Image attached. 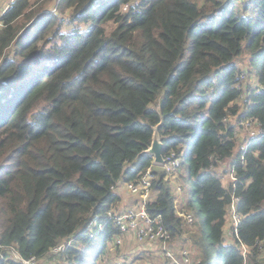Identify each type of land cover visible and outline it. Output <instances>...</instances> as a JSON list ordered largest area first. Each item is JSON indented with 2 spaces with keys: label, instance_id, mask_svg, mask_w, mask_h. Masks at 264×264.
<instances>
[{
  "label": "trees",
  "instance_id": "trees-1",
  "mask_svg": "<svg viewBox=\"0 0 264 264\" xmlns=\"http://www.w3.org/2000/svg\"><path fill=\"white\" fill-rule=\"evenodd\" d=\"M39 2L12 0L0 15V264L60 243V264H102L120 233L106 217L116 186L152 167L154 137L190 183L192 264H264V0H58L71 7L66 31L32 11ZM244 52L259 92L239 84ZM230 115L262 130L242 162ZM225 160L245 255L223 240L230 187L215 169ZM160 166L145 206L172 240L185 220Z\"/></svg>",
  "mask_w": 264,
  "mask_h": 264
},
{
  "label": "built area",
  "instance_id": "built-area-1",
  "mask_svg": "<svg viewBox=\"0 0 264 264\" xmlns=\"http://www.w3.org/2000/svg\"><path fill=\"white\" fill-rule=\"evenodd\" d=\"M248 77L249 75L244 71L239 73L240 86L244 85V81L247 80ZM251 88L256 92H259L263 87L257 81H255L254 84H252ZM241 124L243 125V129L247 132V134L243 139L239 140L236 143L234 154L240 155V159L242 162L244 159V154L249 145V140L253 137L261 135L262 130L258 126L255 118H248ZM237 129H239V127H237ZM161 165L162 168L165 170L167 176H169L171 172L175 169V167L178 165V160L174 158H167L164 163L166 168L164 167L163 162ZM223 175H225L228 179L226 184H224L222 180L223 186L227 189L230 187V202L228 204V211L226 215L228 216L230 235L234 244L238 246L242 254L245 255L248 249L247 246L243 243H239L236 240L237 227L241 219V214L237 210V203L239 201V195L236 193L238 176L236 175L233 168L230 169L228 172H225ZM153 176L154 174L152 173L151 168L147 167L143 172L140 173V175L136 179L124 182L126 188L131 193H135L140 197V202L139 204L129 206L124 210H116L112 207L107 211L106 217L109 223L117 227L120 232L118 235H116L115 239L119 241L123 234L132 233L137 240L149 243H158L164 258L170 263L192 264L193 259L190 257L189 250L187 248H182L179 251L172 250L173 248L170 246L171 234L166 228H164L161 216H152L146 209V201L152 198L153 195V192L151 190ZM182 212L183 211L179 212V215L187 223H192L194 219V217L192 218L191 216L192 214H188L186 219L183 216ZM93 226H97L98 229H102L104 225L102 223L93 222L92 228ZM90 235H93V232H90ZM64 246L65 243L57 244L50 249L49 253H60L63 250ZM13 254L18 260H21L24 264H36L38 260L34 256H30L27 259H22L16 252H14Z\"/></svg>",
  "mask_w": 264,
  "mask_h": 264
},
{
  "label": "rangeland",
  "instance_id": "rangeland-1",
  "mask_svg": "<svg viewBox=\"0 0 264 264\" xmlns=\"http://www.w3.org/2000/svg\"><path fill=\"white\" fill-rule=\"evenodd\" d=\"M11 1L12 0H0V15L5 10V8L8 5H10ZM38 7L41 9V11H43L47 14H52V16H54V18L52 20L53 24H54L53 30L57 25H60V28L63 31H66L72 27V25L69 22L71 7H67V8H65L64 11H61L60 10V4H58V0H40V2L33 7L32 11L34 12L36 10V8H38ZM63 7H64V5L62 6V8ZM84 27H86V25H84ZM53 30L50 31V33H48V36L51 35ZM44 43L45 42L40 41V42H38V45H41ZM14 51H15V45L12 43L6 49L5 53L7 55L10 54V57H11L14 55ZM249 61H250L249 54L247 52H244L242 54V56L237 60L238 68L242 69L243 71L247 70V68L249 67V65H248ZM248 75H250V76L248 77L247 80L244 81V85L251 87L252 84H254V82L256 81V79L253 77L252 74H248ZM244 98H245V94L242 96V99L237 101V103L241 104L243 102ZM226 122H230L233 125V131H234L235 137L237 138V142L245 137L247 132L243 129V125L241 124L243 121L242 122L238 121L237 115L236 116L230 115ZM237 127H239V129H237ZM164 163H165V160L163 159V165H164ZM154 164H156V163H154V161H153L152 167L150 166L152 171L154 170L155 166H158V165L160 166L162 163L158 164V165L157 164L154 165ZM183 164H184V166L187 165L185 163H183ZM160 167L162 168V165ZM164 167H165V165H164ZM228 167H229V162H228V160H225L223 162H220L218 164V166H216V169H215L217 171V173L222 177L224 184L227 183L228 179L223 174L227 171ZM156 168H158V167H156ZM167 178L169 179L168 180L169 183L170 182L172 183V181H174L177 184V188H179L178 190H180L179 192L181 194V197L176 198V201H174V202L176 204V208L178 209L177 213L183 211L182 212L183 216L186 218L188 216V214L191 215L190 213H192V209L184 208L183 210H180L179 206L184 207L187 204V203H185V201L188 198L187 192L190 191L189 180L186 178L184 173H181V177H180L179 172H176L174 170L171 172V174L169 176H167ZM117 186H116V188H117ZM172 191L174 193V198H175V192L173 189H172ZM183 193H184V195H182ZM196 204H197V202L193 201L192 206L194 208H196ZM113 208L115 209V207H113ZM184 210H186V211H184ZM192 218H193V216H192ZM198 218L203 220L204 215L201 213ZM185 222H183L184 232L180 236L172 237L171 241L179 240L181 242V244L185 245V247H183V248H187L189 250V255L193 259L194 251L192 248V239L190 238V236L197 232V224H196V222H194V223H187V222L185 223ZM226 223L228 225V216H226ZM226 230H228V227L226 228ZM125 236L126 235L122 236L119 241H117V239L114 238L113 240H111L107 243V249L103 252L102 257H100V261L102 264H160L162 262L160 258L158 259L155 257V259H154V249H152V250H146L145 249L149 253V257H148V254L146 255V257L145 256L142 257L140 254H144V250H143L142 245L139 243V241H137L133 238H130V237H125ZM229 236H230L231 242H233L231 235H229ZM148 247L150 248V246H147V248ZM61 256L63 257V259H65V257H66V255L61 254V253L59 254V252L58 253H51L50 252V253L46 254L43 258L38 259L36 264H60L62 262ZM154 261H155V263H154Z\"/></svg>",
  "mask_w": 264,
  "mask_h": 264
},
{
  "label": "crops",
  "instance_id": "crops-1",
  "mask_svg": "<svg viewBox=\"0 0 264 264\" xmlns=\"http://www.w3.org/2000/svg\"><path fill=\"white\" fill-rule=\"evenodd\" d=\"M171 186H172V189L174 190L175 192V201H176V198H179L181 197V194H180V190H178L177 188V184L172 181V183L170 182ZM116 192L118 193L119 195V201L118 203L114 206L115 209L117 210H124L125 208L129 207V206H133V205H137L139 204L140 202V197L135 194V193H131L127 188H126V185L124 184V182H121L120 184H118L117 188H116ZM153 192V191H152ZM184 195V193L182 194ZM187 201V200H186ZM185 201V202H186ZM185 204V203H184ZM180 209H182L181 206H179ZM228 227V230H226V228ZM223 230H224V235H223V240L226 241V242H231L230 240V231H229V226L227 225V223H225L224 227H223ZM226 231V232H225ZM229 231V232H228ZM126 236L125 237H130V238H133L135 240H137L135 238V236L131 233L129 234H125ZM124 236V235H123ZM232 238V237H231ZM138 241V240H137ZM139 243L142 245L143 247V250H144V254H140L142 257L145 256L148 254V257H149V253L146 251V250H152L154 249V259L155 257L156 258H160L161 261L163 260H166L163 256V253L161 251V248L159 246L158 243L154 242V243H149V242H145V241H139ZM147 246H150V248ZM170 246L173 248L172 250L174 251H179L181 250L183 247H185V245L181 244V242L179 240H173L170 242ZM146 249V250H145ZM160 261V262H161ZM155 263V261H154Z\"/></svg>",
  "mask_w": 264,
  "mask_h": 264
},
{
  "label": "water",
  "instance_id": "water-1",
  "mask_svg": "<svg viewBox=\"0 0 264 264\" xmlns=\"http://www.w3.org/2000/svg\"><path fill=\"white\" fill-rule=\"evenodd\" d=\"M161 149H162V143L156 137H154L152 139L151 145L147 149V152L153 155L154 162L156 164H161L163 162Z\"/></svg>",
  "mask_w": 264,
  "mask_h": 264
}]
</instances>
